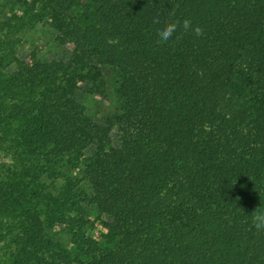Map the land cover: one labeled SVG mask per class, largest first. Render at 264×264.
Masks as SVG:
<instances>
[{
	"label": "trees",
	"instance_id": "16d2710c",
	"mask_svg": "<svg viewBox=\"0 0 264 264\" xmlns=\"http://www.w3.org/2000/svg\"><path fill=\"white\" fill-rule=\"evenodd\" d=\"M0 154L9 264H264V0H0Z\"/></svg>",
	"mask_w": 264,
	"mask_h": 264
},
{
	"label": "rangeland",
	"instance_id": "374dc122",
	"mask_svg": "<svg viewBox=\"0 0 264 264\" xmlns=\"http://www.w3.org/2000/svg\"><path fill=\"white\" fill-rule=\"evenodd\" d=\"M50 31L46 24H40L35 28L29 29L21 34L20 44H19V57L25 58L31 52L39 54L40 56H45L46 51L49 49V42L51 41ZM50 54V53H48ZM51 55V54H50ZM2 156L0 154V160ZM94 230L92 231L95 237L100 236L105 230L103 227L93 222ZM0 264H9L5 258H1Z\"/></svg>",
	"mask_w": 264,
	"mask_h": 264
},
{
	"label": "clouds",
	"instance_id": "9594fccd",
	"mask_svg": "<svg viewBox=\"0 0 264 264\" xmlns=\"http://www.w3.org/2000/svg\"><path fill=\"white\" fill-rule=\"evenodd\" d=\"M180 28L185 32L191 31L195 36L201 35V29L191 23L189 19H184L182 21H172L170 23H165L161 28L158 29V35L161 42H167L174 37V33ZM253 226L258 230H264V213L257 212L252 217Z\"/></svg>",
	"mask_w": 264,
	"mask_h": 264
}]
</instances>
